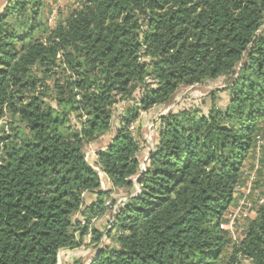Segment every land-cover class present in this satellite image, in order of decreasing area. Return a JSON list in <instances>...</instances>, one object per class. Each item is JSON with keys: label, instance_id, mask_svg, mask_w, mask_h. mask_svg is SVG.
Returning a JSON list of instances; mask_svg holds the SVG:
<instances>
[{"label": "trees", "instance_id": "16d2710c", "mask_svg": "<svg viewBox=\"0 0 264 264\" xmlns=\"http://www.w3.org/2000/svg\"><path fill=\"white\" fill-rule=\"evenodd\" d=\"M56 1L0 10V264H57L88 234V264H264V192L239 240L221 227L249 161L264 182V0H75L50 26ZM220 79L225 103L158 116L140 171V114ZM111 132L100 190L84 151Z\"/></svg>", "mask_w": 264, "mask_h": 264}, {"label": "rangeland", "instance_id": "374dc122", "mask_svg": "<svg viewBox=\"0 0 264 264\" xmlns=\"http://www.w3.org/2000/svg\"><path fill=\"white\" fill-rule=\"evenodd\" d=\"M2 1L0 0V10L2 8ZM51 9L47 14V23L52 26L57 21V18L60 16H66L76 5L75 0H57L54 3L49 2ZM226 83L220 79L212 82H208L206 84L200 85L195 84L192 86L181 87L174 95L172 100L166 104L157 106L148 112H143L140 114L139 119L134 122L133 129L138 135V139L141 145L142 150L137 154V158L139 160V168L144 170L145 162L148 158V151L153 148L157 141V127H158V116L165 114L168 110H178L183 107L190 106H198L202 108L204 111L206 107L210 103V93L213 91L215 93V97L218 99H222L221 104L225 103L228 99L227 91L224 89L226 87ZM122 111V104L116 105L113 113V128L118 124V116ZM140 123V124H139ZM139 126V128H138ZM113 137L112 132L110 134L104 135L100 139L96 140L88 144L85 148L84 154L85 159L91 165V167L97 172L98 177L100 178V190H105L109 188V184L104 176L103 172L100 170V167L97 163V151L104 150L111 141ZM258 164L256 160H251L245 167L244 182L239 186L238 190L234 192V197L236 198L235 203L238 205L240 201L243 200V204L241 205V216L236 219L235 228H230L231 224L222 223L225 229H230L233 234L234 240H239L242 237V229L244 224V219L250 218L254 216V210L252 208L253 204L256 202L257 196L260 195L261 192H264V182L262 179H258L255 174V168H257ZM251 167V168H249ZM254 167V168H253ZM142 170V171H143ZM135 181V178H133ZM136 190L134 194H137L139 191L137 185L135 184ZM125 191L120 190L117 191L114 189L111 192L112 197L117 199V202L114 204L113 209L117 208L119 204L124 202L127 197L125 196ZM85 202L90 203L96 199V195L94 193H86L84 195ZM262 200V199H260ZM236 205V206H237ZM235 206L230 208V211L234 210ZM229 211V212H230ZM109 214H106L104 217H100L96 220H93L94 226L96 229L102 234L100 238V244L108 243V238H106V233L109 229L108 220ZM80 216L75 215V219H79ZM91 236L85 235L84 243L88 246L75 250H61L58 253V262L57 264H70L71 257L77 256L81 259V264H88L90 260L93 258L97 248H94V243H90ZM90 243V244H88ZM82 244V245H85ZM99 244V245H100ZM243 264H250L249 261H244Z\"/></svg>", "mask_w": 264, "mask_h": 264}, {"label": "built area", "instance_id": "2783aa9c", "mask_svg": "<svg viewBox=\"0 0 264 264\" xmlns=\"http://www.w3.org/2000/svg\"><path fill=\"white\" fill-rule=\"evenodd\" d=\"M259 143H260V141H258V145H259ZM258 149V148H257ZM256 149V150H257ZM143 169L141 168V171H142ZM243 204V200L242 201H240L239 203H238V205L234 208V210H232L228 215H227V222H225V223H229V224H231V226H230V228H235V226H236V219L238 218V217H240L241 216V213H242V211H241V205ZM222 228H224L223 226H222ZM228 230H229V232H230V234H231V236L233 237V234H232V231H230V229L228 228Z\"/></svg>", "mask_w": 264, "mask_h": 264}]
</instances>
